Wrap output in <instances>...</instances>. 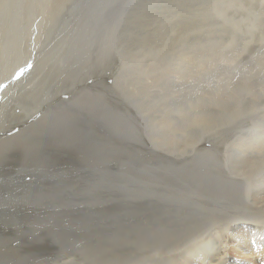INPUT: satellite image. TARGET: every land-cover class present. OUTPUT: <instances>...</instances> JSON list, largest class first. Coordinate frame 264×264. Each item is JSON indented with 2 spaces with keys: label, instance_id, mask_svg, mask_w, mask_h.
<instances>
[{
  "label": "bare ground",
  "instance_id": "1",
  "mask_svg": "<svg viewBox=\"0 0 264 264\" xmlns=\"http://www.w3.org/2000/svg\"><path fill=\"white\" fill-rule=\"evenodd\" d=\"M83 1L0 0V264H264V0Z\"/></svg>",
  "mask_w": 264,
  "mask_h": 264
},
{
  "label": "rangeland",
  "instance_id": "2",
  "mask_svg": "<svg viewBox=\"0 0 264 264\" xmlns=\"http://www.w3.org/2000/svg\"><path fill=\"white\" fill-rule=\"evenodd\" d=\"M88 0H84L83 2H80L81 3V6L82 5H84L86 2H87ZM136 1H138V4L136 3ZM144 2H146V0H135V1H133V3H132V5H130V6H126L125 4H124V6L122 7V10H123V13H122V19H124L125 18V16L127 15L128 17H129V15L130 16H132L133 15V13H139V9L141 10V7L144 5ZM23 3H24V0H18V4H17V7L18 8H22L23 7ZM135 3H136V5H135ZM25 5V4H24ZM134 7H136V8H134ZM19 10V9H18ZM83 10V9H82ZM135 12H134V11ZM126 14H125V13ZM9 14L10 13H8L7 14V17H9ZM126 16V17H127ZM127 17V18H128ZM74 16L73 17H71L70 18V25L73 23V21H74ZM165 19V18H164ZM7 20H8V18H7ZM16 20V19H15ZM220 22H221V20H220ZM123 25H124V23H123ZM123 25H121V27L120 28H118V30H117V32H118V37H122V35L124 34L125 35V33H129V31H123L124 30V27H123ZM132 25H135L134 24V22H132ZM132 28H133V26H132ZM224 28H226V26L224 27ZM132 30V29H131ZM121 31V32H120ZM91 32V31H90ZM154 34H158V33H164V32H180V31H152ZM190 32V31H189ZM242 32V33H241ZM130 33H131V31H130ZM212 33V34H211ZM226 33V34H225ZM238 33V34H237ZM244 33V34H243ZM132 34H133V41H132V43H133V45H138L140 42H144V41H142L141 40V36L142 35H144L145 34V31H133L132 32ZM215 34V35H214ZM224 34V35H223ZM253 33H252V31H210V37H209V41L208 42H206V43H204L203 45H205V47L206 48H220V47H222V48H224V49H228L227 51H231V52H237V51H240V50H242V48H245V47H243L242 45H243V43H248V45H249V42H250V36L252 35ZM249 35V36H248ZM246 36H247V38H248V40H246L247 38H246ZM217 40H216V39ZM128 39H130V36H129V38ZM214 40V41H213ZM216 40V41H215ZM221 41H222V43H221ZM212 42V43H211ZM220 42V43H219ZM211 45H210V44ZM214 43V44H213ZM116 46V45H115ZM220 46V47H219ZM229 46H230V48H229ZM250 46H251V44H250ZM256 49H254V51L256 52V53H262V50H261V47L262 46H257V45H253ZM208 48V49H209ZM231 49V50H230ZM220 55V54H219ZM221 55H226L225 53H223V54H221ZM220 55V56H221ZM220 56L219 57H217V58H220ZM79 63H80V65L81 64H86V61H84V62H80V61H78ZM222 62H224V61H222ZM222 62H219V63H222ZM227 67H229L231 70L232 69H234V71L232 70H229V68H227ZM223 70H225L226 72H227V76L228 77H231V76H233V77H235V76H240V75H242V72H241V68L240 67H235L234 65H231V66H228V65H226V63H224L223 64ZM238 71V72H237ZM233 72V73H232ZM231 73V74H230ZM239 73H241L240 75H239ZM232 78V77H231ZM245 80H246V78H245ZM247 81V80H246ZM235 82H237V81H235ZM234 82V83H235ZM2 88V89H1ZM7 88V86H6V84L5 85H1L0 86V91H2V90H5ZM55 91V90H54ZM34 115H32V116H30L29 118V120H28V122H24V123H26V127H29V126H31V125H33L38 119H39V115H37V116H35V117H33ZM31 118H33V119H31ZM34 121V122H33ZM31 123V124H30ZM10 171V169L8 170V172ZM76 174H79L80 175V173L79 172H77V173H74V174H71V175H69L68 176V181H73V180H75L76 178H78V176L79 175H76ZM63 186L64 187H67L68 189L71 187V185H70V183H64L63 184ZM77 188V189H76ZM81 188H83V185H79V186H77V187H75V189L74 188H72L73 190H77V191H81L82 189ZM63 196H68V192H66L65 193V195H63ZM0 197H4V195H2V196H0ZM79 202H80V200H79ZM74 205H75V203H74ZM51 215H55V213H50ZM75 211H74V208H72L71 206H68L67 207V209H65L64 211H63V216H61L62 217V219L61 220H59V221H55V222H52V221H50L51 223H56V224H59V223H61V222H65V221H67V220H71V219H73V218H71V217H74L75 215ZM80 215V214H79ZM60 217V218H61ZM0 249H2V248H0Z\"/></svg>",
  "mask_w": 264,
  "mask_h": 264
}]
</instances>
